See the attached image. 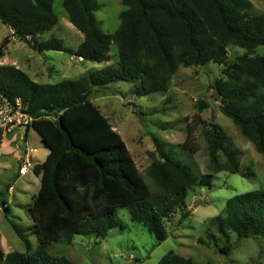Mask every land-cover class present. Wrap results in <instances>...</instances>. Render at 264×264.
Returning <instances> with one entry per match:
<instances>
[{
  "label": "trees",
  "instance_id": "trees-1",
  "mask_svg": "<svg viewBox=\"0 0 264 264\" xmlns=\"http://www.w3.org/2000/svg\"><path fill=\"white\" fill-rule=\"evenodd\" d=\"M62 1L70 22L83 34L77 49L67 48L54 36L33 42L57 24L55 0H0V23L11 30L1 42L0 57L15 38L39 51H67L95 62L109 61L115 43L118 58L99 70L55 83L36 81L17 66L0 64L1 100L29 115L32 121L26 135L35 129L50 149L34 167L41 175V186L30 207L33 224L27 229L13 225L25 250L5 254L0 249V264H75L65 255L51 253L50 246L72 242L76 234L105 238L118 225L119 208H128L132 220L143 224L160 244L168 237L166 220L184 209L189 188L197 183L210 185L214 173L240 170L241 151L212 123L204 129L212 172H198L193 163L173 158L162 142L157 144L159 157L150 152L151 163L141 171L126 141L91 94L95 87L117 81L132 83L138 96L163 93L181 66L225 64L230 44L247 53L264 46V13L254 11L251 0H122L125 8L113 33L100 28L98 0ZM225 73L226 79L216 83L221 111L264 154V53L240 56ZM208 106L198 101L196 113L187 122V137L178 147L190 153L197 148L194 132L205 123L201 113ZM188 214L183 212L184 217ZM28 231L38 238L36 249ZM233 232L239 239L264 237V189L229 198L224 210L210 220L206 236L229 254ZM216 233L224 239L223 245ZM158 264L196 263L169 251Z\"/></svg>",
  "mask_w": 264,
  "mask_h": 264
},
{
  "label": "rangeland",
  "instance_id": "rangeland-1",
  "mask_svg": "<svg viewBox=\"0 0 264 264\" xmlns=\"http://www.w3.org/2000/svg\"><path fill=\"white\" fill-rule=\"evenodd\" d=\"M98 1L102 4L96 12L100 28L104 33H113L120 26L119 15L125 6L122 0ZM251 1L254 11L264 13V0ZM54 8L59 17L57 24L50 31L36 36L33 42L40 43L54 36L62 39L67 48L77 49L83 34L70 22L62 0H55ZM8 35H11V30L0 23V45ZM228 52L225 64L211 62L203 66H181L169 82L166 92L138 96L133 92L132 83L117 81L107 87H95L91 99L120 132L141 171H145L151 163L150 152L159 157L157 144L162 142L163 149L170 152L173 158L185 164L193 163L198 172H212L204 129L213 123L224 131L227 142L241 151L239 172L220 171L213 174L210 185L197 183L189 188L184 209L177 210L166 220L168 237L160 244L143 224L132 220L128 208H119L116 211L118 225L110 229L105 238L76 234L72 242H54L49 248L51 253L65 255L75 264H158L169 251L191 257L196 264H264V237L239 239L233 232V248L229 254H225L206 236L210 220L224 210L229 198L264 189V154L242 134L231 118L223 114L216 84L226 79V68L237 62L240 56L262 54L264 46L247 53L241 46L230 44ZM110 57L106 62L84 61L67 51H39L12 38L5 54L0 57V64L17 66L36 81L55 83L112 64L118 58L115 43L111 44ZM199 100L207 102L209 106L201 113L205 123L196 126L193 139L197 148L190 153L177 145L187 137V122L196 113ZM10 118L14 121L10 122ZM29 123L30 119L27 120L15 108H8L0 98V249L5 254L11 250H25L24 242L13 225L25 229L31 226L30 207L40 187V179L33 168L29 169L28 175L19 174V154L24 155L26 149L29 151L31 147L37 148L38 151L33 152L35 162L44 152L41 136L35 129L30 128L26 135ZM25 138L27 146L22 148ZM224 160L220 152V161ZM184 211L189 212L186 217ZM27 234L32 248L36 249L37 236L32 231ZM216 235L219 244L223 245L224 239L218 233ZM200 238L204 241L201 242Z\"/></svg>",
  "mask_w": 264,
  "mask_h": 264
},
{
  "label": "built area",
  "instance_id": "built-area-1",
  "mask_svg": "<svg viewBox=\"0 0 264 264\" xmlns=\"http://www.w3.org/2000/svg\"><path fill=\"white\" fill-rule=\"evenodd\" d=\"M6 104H7V106H8V108H10V107H12V108H14L12 105H10L8 102H6ZM18 106H20V104L18 105ZM16 111L17 112H21V115L22 116H24L27 120H31L32 121V118L29 116V115H27V114H25V113H23L21 110H20V107H18V108H16ZM14 120H13V118H10V122H13ZM19 121V123H20V120H18ZM36 150H37V148H30L29 149V151L26 149V151H25V153H24V155H22V157H21V164H20V166H19V174L20 175H25V174H27L28 172H29V169L30 168H33V170H34V165H35V162H34V157H33V152H36Z\"/></svg>",
  "mask_w": 264,
  "mask_h": 264
},
{
  "label": "crops",
  "instance_id": "crops-1",
  "mask_svg": "<svg viewBox=\"0 0 264 264\" xmlns=\"http://www.w3.org/2000/svg\"><path fill=\"white\" fill-rule=\"evenodd\" d=\"M78 59L79 60H84L82 57H78ZM84 61H87V60H84ZM106 62V61H105ZM33 77L34 78H39L37 75H33ZM72 78V77H71ZM107 116V115H106ZM111 121V120H110ZM114 126V125H113ZM115 128V127H114ZM116 129V128H115ZM27 136H28V133H27ZM26 139V138H25ZM26 141H27V139H26ZM41 141H42V138H41ZM27 143V142H26ZM42 144H43V146H44V152L42 153V157L40 156V157H37L38 158V160L36 159V161H35V163L37 164V163H41V162H43L44 160H45V158L47 157V155L49 154V151H50V149H49V147H47V145H45L44 143H43V141H42ZM38 151V149L36 150V152ZM18 157H19V160H21V157H22V154H19L18 155ZM39 161H41V162H39ZM29 173V172H28ZM28 173L27 174H25V175H28ZM34 174L40 179V185L38 184V186H41V175H37L36 173H35V171H34ZM30 183H32L33 184V181H31ZM39 189H40V187H39ZM23 190V192H25L26 190L25 189H22ZM35 194V193H34ZM33 224V223H32ZM31 224V225H32Z\"/></svg>",
  "mask_w": 264,
  "mask_h": 264
},
{
  "label": "water",
  "instance_id": "water-1",
  "mask_svg": "<svg viewBox=\"0 0 264 264\" xmlns=\"http://www.w3.org/2000/svg\"><path fill=\"white\" fill-rule=\"evenodd\" d=\"M214 96L216 97L217 96V92H216V90H215V92H214ZM27 141H26V139H24L23 140V142H22V148H26V146H27V143H26ZM22 160V159H21ZM198 203H200V202H197V204Z\"/></svg>",
  "mask_w": 264,
  "mask_h": 264
}]
</instances>
